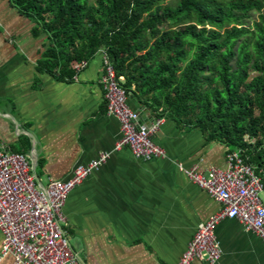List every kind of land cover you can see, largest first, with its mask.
<instances>
[{"label":"crops","instance_id":"1","mask_svg":"<svg viewBox=\"0 0 264 264\" xmlns=\"http://www.w3.org/2000/svg\"><path fill=\"white\" fill-rule=\"evenodd\" d=\"M33 26L8 0H0V146L26 155L42 188L113 151L121 127L108 114L101 83L105 50L76 77L62 79L41 69L48 41L35 37ZM128 103L145 111L150 124L163 121L154 142L166 157L144 161L128 148L113 152L70 193L64 228L85 264H178L198 226L222 209L179 164L203 173L226 169L233 151L196 126L157 118L133 96ZM216 236L223 252L217 264H264L263 243L237 220L223 221ZM2 240L0 233V251ZM0 264L15 262L7 257Z\"/></svg>","mask_w":264,"mask_h":264},{"label":"trees","instance_id":"2","mask_svg":"<svg viewBox=\"0 0 264 264\" xmlns=\"http://www.w3.org/2000/svg\"><path fill=\"white\" fill-rule=\"evenodd\" d=\"M48 45L41 69L71 80L101 49L157 118L239 152L264 187V0H8Z\"/></svg>","mask_w":264,"mask_h":264},{"label":"built area","instance_id":"3","mask_svg":"<svg viewBox=\"0 0 264 264\" xmlns=\"http://www.w3.org/2000/svg\"><path fill=\"white\" fill-rule=\"evenodd\" d=\"M104 74L108 114L121 127V138L111 152L101 153L87 164L78 165L66 180H52L38 187L28 157L0 146V233L3 237L0 261L7 257L15 264H83L73 250L66 230L63 208L70 193L110 159L113 152L128 148L133 156L144 161L163 159L166 152L154 142L163 121L150 126L141 122L140 113L128 103V95L117 78L105 51ZM86 61L73 67L79 73ZM76 77V76H75ZM183 170L190 181L206 191L222 205V209L200 224L178 264H217L222 258L216 228L225 220H237L247 232L264 245V187L255 170L246 165L239 152L227 156V168H211L203 173L193 168Z\"/></svg>","mask_w":264,"mask_h":264},{"label":"water","instance_id":"4","mask_svg":"<svg viewBox=\"0 0 264 264\" xmlns=\"http://www.w3.org/2000/svg\"><path fill=\"white\" fill-rule=\"evenodd\" d=\"M139 113H140V119H141V122H142L143 124L147 125V126H150L151 124H150L149 120L147 119V114H146V112H145V111H141V112H139ZM79 260H80L83 264H85L84 261H83V259H82L81 257H79Z\"/></svg>","mask_w":264,"mask_h":264},{"label":"rangeland","instance_id":"5","mask_svg":"<svg viewBox=\"0 0 264 264\" xmlns=\"http://www.w3.org/2000/svg\"><path fill=\"white\" fill-rule=\"evenodd\" d=\"M170 1H174V0H170ZM103 50H104V49H103ZM261 198L264 199V196L262 195ZM73 250H74V249H73Z\"/></svg>","mask_w":264,"mask_h":264}]
</instances>
